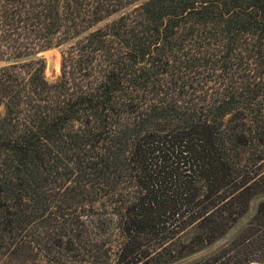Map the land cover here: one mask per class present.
Returning a JSON list of instances; mask_svg holds the SVG:
<instances>
[{
    "label": "trees",
    "instance_id": "obj_1",
    "mask_svg": "<svg viewBox=\"0 0 264 264\" xmlns=\"http://www.w3.org/2000/svg\"><path fill=\"white\" fill-rule=\"evenodd\" d=\"M62 46L49 83L38 55ZM256 196L264 0H0V252L168 264Z\"/></svg>",
    "mask_w": 264,
    "mask_h": 264
},
{
    "label": "rangeland",
    "instance_id": "obj_2",
    "mask_svg": "<svg viewBox=\"0 0 264 264\" xmlns=\"http://www.w3.org/2000/svg\"><path fill=\"white\" fill-rule=\"evenodd\" d=\"M65 48L66 46L53 48L38 55L44 62L43 74L45 80L49 83H54L59 77L61 54ZM260 202H264V196L254 197L249 203L247 212L234 222L225 234L213 240L189 243L188 241L192 237L194 229H184L183 234L172 245L173 247L179 246L182 248L181 255H179V259L168 264H243L247 259H255L254 262L249 264H264V241L263 244H251L243 247L246 244L242 240L253 233L257 234V236H260V234L264 236V225L253 222ZM79 222V225L85 223L83 227L85 236L91 235L90 233L93 229L92 222L90 223L84 216H82ZM184 226L185 224H180L178 229H183L185 228ZM177 232L178 230L176 229ZM98 239L103 240L104 237L99 235ZM111 240L116 242V238L112 237L104 245V250H109L110 253L113 249L109 245ZM184 247L185 250L183 249ZM79 251L80 249L78 252L67 253L62 251L58 255L53 254L57 261L50 263L44 254L45 252H40L31 244H23L0 252V264H93L84 255V252Z\"/></svg>",
    "mask_w": 264,
    "mask_h": 264
}]
</instances>
